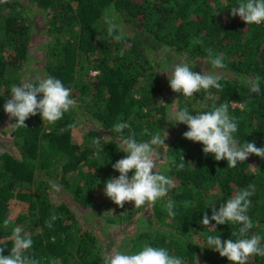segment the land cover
I'll use <instances>...</instances> for the list:
<instances>
[{
    "label": "trees",
    "instance_id": "16d2710c",
    "mask_svg": "<svg viewBox=\"0 0 264 264\" xmlns=\"http://www.w3.org/2000/svg\"><path fill=\"white\" fill-rule=\"evenodd\" d=\"M239 2L0 0V131L8 117L3 109L11 99V86L39 79L24 81L38 29L44 35L45 78L61 80L76 101L54 124L43 122L39 113L25 121L26 128L14 127L15 121L10 120L16 149L0 150V248H4V256L11 252L12 230L20 227L33 241L27 255L40 264H50L54 258L61 264H102L94 230L67 202L54 201L49 190L59 184L86 212H95L96 189L110 178H118L112 165L125 156L120 152V134L113 130L120 122L130 125L123 134L132 133L137 141L150 139L142 135L145 129L160 132L162 139L167 132V148L161 146L157 151L166 158L161 174L174 180L167 196L150 206L153 219L130 238L127 253L148 244L166 248L184 264H230L226 257L206 248V237L220 235L224 241L239 226L216 225V231L210 232L202 220L205 214L212 215V207L218 211L244 189L252 192L247 215L254 227L249 236L259 235L264 247V159L250 155L236 168H227L226 161L205 155L202 144L186 140L187 126L175 124L169 113L174 101L176 111L188 108L193 115L228 103V113L238 123L234 135L239 143L264 147V23L246 25L233 17L231 7ZM39 19L43 21L40 28L36 25ZM109 20L123 30L122 40L108 36ZM207 49L223 57L224 68H212ZM164 50L213 69L221 77L222 90H202L193 98L177 93V100L173 97L168 105H161L163 84L154 75L155 62ZM256 76L260 77L258 94L250 93L245 82ZM88 121L97 123L99 129L90 128L81 142L75 140V127ZM102 131L108 137H102ZM94 138L101 139L98 146L93 145ZM12 200L26 204L13 220L9 215ZM169 200L175 203L174 216L165 208ZM113 205L105 202L102 209ZM144 211L141 207L135 221L145 217ZM53 213L62 218L49 228L46 222ZM134 216L135 210L129 214L131 219ZM5 220L9 221L7 227ZM247 264H264V257L252 256Z\"/></svg>",
    "mask_w": 264,
    "mask_h": 264
},
{
    "label": "clouds",
    "instance_id": "9594fccd",
    "mask_svg": "<svg viewBox=\"0 0 264 264\" xmlns=\"http://www.w3.org/2000/svg\"><path fill=\"white\" fill-rule=\"evenodd\" d=\"M231 15L238 16L246 25L264 23V0H240L238 5L231 7ZM106 23L109 37L116 41L124 38L123 30L117 23L111 20ZM207 52L213 69L225 67L221 55L213 53L211 49H207ZM167 74L171 90L187 98H193L194 93L202 90L212 88L222 90L219 83L221 77L218 74L194 72L193 67L185 62L176 63ZM245 82L250 93H260L259 76L254 79L245 78ZM10 93L11 99L6 100L3 110L15 121L12 124L14 127L26 128L25 121L38 113L43 122L54 124L76 103L71 98V89L65 87L62 81L55 77L38 79L35 83H24L20 86L12 85ZM228 108V103L213 105L210 110L194 115L188 108H184L172 112L170 120L174 119L175 124L186 125L188 130L183 133V137L202 144L205 155L214 156L216 161H226L227 168H236L238 163L245 162L250 155L264 159V147L257 148L254 142L239 143L234 135L238 131V123L229 115ZM129 128L127 122L116 123L113 127V130L120 134L118 137L120 152L125 153V156L112 165L119 176L106 182L104 195L120 208L129 202L134 203L135 208L151 206L157 200L166 197L170 188L174 187V180L157 170V150L161 146L167 148L164 143L167 132L164 131L162 139L160 132L153 134L145 129L142 135H147L150 139L137 141L134 134L129 133L127 136L123 134L125 129ZM100 141L101 139L94 138L92 143L98 146ZM179 167L182 168L183 164ZM129 173L132 175L129 176ZM251 195L252 192L247 189L238 191L221 204L218 211L212 207V215L209 217L205 214L202 220V225L210 232L216 231V225L239 226L237 230L232 231L230 239L222 241L220 235L206 237L208 246L206 248L218 252L221 257H226L230 264H247L252 256L264 257L261 237L256 234L249 236V231L254 227L247 215ZM165 208L169 216L175 215L173 201L169 200ZM61 218L60 215L53 213L46 226L51 228L53 223ZM8 224L9 221L5 220L4 226L7 227ZM9 240L12 241L10 255L4 256V248H0V264H40L39 260L27 255L33 247V241L22 228L15 227ZM50 264H61V261L54 258ZM104 264H184V262L181 257L170 254L166 248L145 244L135 253L117 251L107 255Z\"/></svg>",
    "mask_w": 264,
    "mask_h": 264
},
{
    "label": "rangeland",
    "instance_id": "374dc122",
    "mask_svg": "<svg viewBox=\"0 0 264 264\" xmlns=\"http://www.w3.org/2000/svg\"><path fill=\"white\" fill-rule=\"evenodd\" d=\"M225 4V3H224ZM219 11V9H216ZM228 10V8H227ZM43 21L39 19L36 22L38 28L42 26ZM44 40V35L41 32V29H38L35 33L33 44L30 53V59L26 65L25 71V80H32L35 78L43 79L45 78V71H44V55L43 49L41 46L42 41ZM185 62L188 63L189 66L193 67V71L200 73L201 71L205 73H212L213 69H207L204 67L201 62H191L187 57L184 55H179L174 52H169L167 50L162 51L159 54V58L157 60V67H156V74L155 77L158 76L162 82L163 90L159 93L160 104L161 105H168L170 99L175 97L177 100V93H174L168 82V74L172 70V67L176 63ZM167 72V73H166ZM92 74H96L95 71ZM176 111V101L171 105L169 109V113ZM10 117L8 116L6 121L3 123L2 130L0 131V150H10L15 151V147L13 144V140L11 137V127H10ZM90 128L99 129V125L95 122H84L78 124L74 129L75 140L81 142L83 136L88 132ZM102 137H108V134L105 131H102ZM158 151L157 156V170L162 173V170L165 167V154L160 156ZM161 157V159H158ZM251 163H254L251 161ZM254 165V164H253ZM50 194L53 197V200L56 202L65 201L70 206H72L78 216L80 217L83 223H86L89 228L94 230V233L98 237L97 245L99 250L101 251L103 262L104 258L107 255L113 254L114 252H122L127 253L129 247V240L132 236L139 233L141 230L148 227V224L151 223L152 212L150 206H145L143 209L145 210V217L141 218L140 222L135 221L138 216H140V208L132 207L131 203H127L124 205L123 208L118 207L117 205H113L110 209H102V205L105 202H111L104 195V187H98L94 193L95 201L98 204L97 209L95 212L88 211L82 208L79 204L75 203L73 198L69 195L68 191L63 189L59 184H55L53 188L49 190ZM26 204L19 200H12L10 204V218L13 220L15 217L21 213ZM135 210L136 216L134 218H130L129 214ZM88 214V215H87ZM138 214V215H137ZM109 220H113L114 223H110ZM32 226L29 225V230H31ZM198 237V236H197Z\"/></svg>",
    "mask_w": 264,
    "mask_h": 264
}]
</instances>
